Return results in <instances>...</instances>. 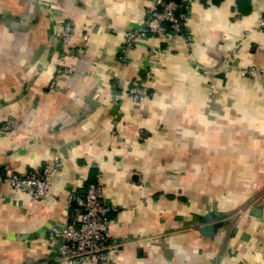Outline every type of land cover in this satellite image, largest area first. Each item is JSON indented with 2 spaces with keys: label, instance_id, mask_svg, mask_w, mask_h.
Returning a JSON list of instances; mask_svg holds the SVG:
<instances>
[{
  "label": "crops",
  "instance_id": "1",
  "mask_svg": "<svg viewBox=\"0 0 264 264\" xmlns=\"http://www.w3.org/2000/svg\"><path fill=\"white\" fill-rule=\"evenodd\" d=\"M150 3L0 0V122H19L0 133V173L62 162L48 198L0 185V264H62L48 228L98 177L110 233L127 240L114 264H264V72L240 73L264 69V0H197L191 44L141 37L121 58ZM62 20L88 41L50 89Z\"/></svg>",
  "mask_w": 264,
  "mask_h": 264
},
{
  "label": "built area",
  "instance_id": "2",
  "mask_svg": "<svg viewBox=\"0 0 264 264\" xmlns=\"http://www.w3.org/2000/svg\"><path fill=\"white\" fill-rule=\"evenodd\" d=\"M197 0H151L146 9V18L138 28L129 29L124 33V43L120 47L121 58L125 56L136 41L141 37H181L191 44L193 37L188 29L189 13ZM264 27V23L262 24ZM61 47L55 75L49 85L50 89L57 86L58 80L72 72V66L66 64L68 56L79 57L88 41V33L83 34V43L72 44L74 27L70 21H58ZM228 60L225 59V63ZM264 72L253 66L242 67V75H256ZM146 79L135 77L131 80L127 94L134 103L142 102L146 96ZM15 117H7L0 122V133H9L18 126ZM62 165L59 156L44 166L41 171L33 173H17L6 171L0 173V185L7 184L12 189L22 192L32 200L45 199L51 196L53 176ZM68 202L72 210L68 218L49 226L46 238L50 243L57 244V259L62 264H114L118 249L127 240L117 239L110 233V213L114 206L105 197V189L100 178L89 183L80 194H70ZM264 249V246L262 247Z\"/></svg>",
  "mask_w": 264,
  "mask_h": 264
},
{
  "label": "water",
  "instance_id": "3",
  "mask_svg": "<svg viewBox=\"0 0 264 264\" xmlns=\"http://www.w3.org/2000/svg\"><path fill=\"white\" fill-rule=\"evenodd\" d=\"M221 224L220 223H214V224H205L203 226L200 227V231H202L203 233L207 234V233H211L212 231L214 232V230L219 227ZM54 261H50L49 264H54ZM58 264V263H56Z\"/></svg>",
  "mask_w": 264,
  "mask_h": 264
}]
</instances>
